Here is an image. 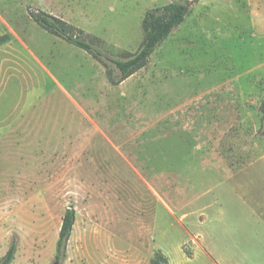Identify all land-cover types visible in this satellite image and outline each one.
Returning a JSON list of instances; mask_svg holds the SVG:
<instances>
[{
	"label": "rangeland",
	"instance_id": "374dc122",
	"mask_svg": "<svg viewBox=\"0 0 264 264\" xmlns=\"http://www.w3.org/2000/svg\"><path fill=\"white\" fill-rule=\"evenodd\" d=\"M172 1L0 0V259L14 239L10 264H264V0H199L118 85L28 17L121 59Z\"/></svg>",
	"mask_w": 264,
	"mask_h": 264
},
{
	"label": "trees",
	"instance_id": "16d2710c",
	"mask_svg": "<svg viewBox=\"0 0 264 264\" xmlns=\"http://www.w3.org/2000/svg\"><path fill=\"white\" fill-rule=\"evenodd\" d=\"M199 0H175L166 5L146 11L142 19L143 39L138 50L133 53H124L121 59L108 57L101 49L99 42L94 38L86 37L84 32L67 22L44 11L28 9V17L40 29L57 37L67 44L78 48L92 59L100 63L106 73L107 81L118 85L137 71L142 69L155 48L163 42L185 20L190 7ZM264 134V131H263ZM75 223L73 207L65 210L55 246V260L65 257L67 242ZM16 252V242L12 241L0 264H10ZM150 264H168L167 258L156 252Z\"/></svg>",
	"mask_w": 264,
	"mask_h": 264
}]
</instances>
